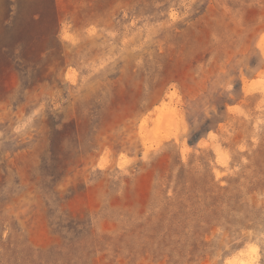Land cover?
I'll list each match as a JSON object with an SVG mask.
<instances>
[{
	"label": "rangeland",
	"instance_id": "1",
	"mask_svg": "<svg viewBox=\"0 0 264 264\" xmlns=\"http://www.w3.org/2000/svg\"><path fill=\"white\" fill-rule=\"evenodd\" d=\"M0 264H264V0H0Z\"/></svg>",
	"mask_w": 264,
	"mask_h": 264
},
{
	"label": "bare ground",
	"instance_id": "2",
	"mask_svg": "<svg viewBox=\"0 0 264 264\" xmlns=\"http://www.w3.org/2000/svg\"><path fill=\"white\" fill-rule=\"evenodd\" d=\"M250 85V84H249ZM247 86V85H246ZM247 88V87H246ZM247 91H248V89H247ZM250 92V91H249ZM202 144V143H201ZM185 151V150H184Z\"/></svg>",
	"mask_w": 264,
	"mask_h": 264
}]
</instances>
